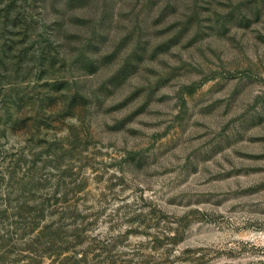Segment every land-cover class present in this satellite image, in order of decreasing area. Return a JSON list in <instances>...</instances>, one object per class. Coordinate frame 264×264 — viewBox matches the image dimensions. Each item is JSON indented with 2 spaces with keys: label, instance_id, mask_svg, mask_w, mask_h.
Segmentation results:
<instances>
[{
  "label": "rangeland",
  "instance_id": "1",
  "mask_svg": "<svg viewBox=\"0 0 264 264\" xmlns=\"http://www.w3.org/2000/svg\"><path fill=\"white\" fill-rule=\"evenodd\" d=\"M99 244L264 264V0H0V264Z\"/></svg>",
  "mask_w": 264,
  "mask_h": 264
},
{
  "label": "trees",
  "instance_id": "2",
  "mask_svg": "<svg viewBox=\"0 0 264 264\" xmlns=\"http://www.w3.org/2000/svg\"><path fill=\"white\" fill-rule=\"evenodd\" d=\"M65 198V197H64ZM29 200H31V199H29ZM69 201V199H64V203H63V207H61V211H60V213H61V215L62 216H70V212H72V215L73 216H75L74 215V213H75V210H77V209H70L69 207H67V205H68V203H74V202H68ZM75 204V203H74ZM66 205V206H65ZM65 206V207H64ZM71 206V205H70ZM36 208L34 209V211L38 214V215H41V212H43V209L41 208V206L38 208L37 206H35ZM32 208H34V207H32ZM33 210V209H32ZM57 211V210H56ZM35 213V214H36ZM34 216H36V215H34ZM55 224H47V225H44V226H42V229H43V232H46V231H49V233H53V232H55V231H61V229L63 228L64 229V225H57V228H56V230H53L52 229V227L54 226ZM73 227L70 229L71 230V232L72 233H74L73 235H72V237L73 238H76L77 240H83V230H81V229H79V227H78V225H75V224H73L72 225ZM65 231L63 230L62 231V233H64ZM63 235V234H62ZM71 236V235H70ZM89 243H91V241L90 242H88L87 243V245L89 244ZM52 247H53V245L50 243V242H48V245H47V247H46V249H49V251H51V252H53V250H52ZM95 247H97V250H98V254H96V255H94V257H96L97 258V260L95 261V263L94 264H115L116 262H115V259H113V258H111V257H109L108 255H107V253H106V247L107 246H104L103 244H99V245H96ZM104 248V249H103ZM90 249H92V248H90ZM103 250V251H102ZM48 251V252H49ZM88 252L89 251H87V252H83V253H81V255L80 256H86V255H88ZM101 252H104V254H102ZM74 254V253H73ZM76 253L73 255V257H76ZM54 259L53 260H51V262L49 263V264H70V261L72 260V256H69V257H65V258H60L59 257V254L58 253H56L55 255H53L52 256ZM101 257V259H98V258H100ZM95 260V259H94ZM141 264H146L145 262H143V263H141Z\"/></svg>",
  "mask_w": 264,
  "mask_h": 264
}]
</instances>
